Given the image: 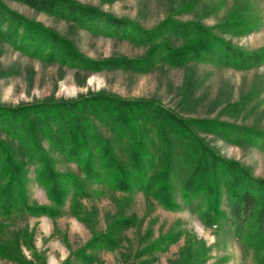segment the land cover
I'll return each mask as SVG.
<instances>
[{"label": "trees", "instance_id": "obj_1", "mask_svg": "<svg viewBox=\"0 0 264 264\" xmlns=\"http://www.w3.org/2000/svg\"><path fill=\"white\" fill-rule=\"evenodd\" d=\"M6 1L0 0V40L31 58L75 69L77 75L79 71L116 68L143 72L156 65L154 58L158 63L179 66L192 51L194 60L235 69L264 64V48L253 51L235 47L196 23L166 20L158 27L145 29L133 20L76 0H12L94 35L127 39L148 47L147 52L150 49L149 55L140 58L93 59L83 54L72 39L10 9ZM259 21L253 18L233 26L237 33L244 35L259 28ZM167 22H170L168 26ZM169 35L184 43L176 48L158 46ZM158 40L162 43H155ZM197 40L196 46L192 44ZM153 104L145 98L128 99L107 91L88 92L71 99L50 96L13 106L0 103V231L8 227L6 223L15 215L55 219L64 213L63 208L69 201V213L89 228L91 236L86 243L70 250L61 264H93L99 261V252L119 249L123 230L134 224L130 217H119L103 231L93 228L91 211L81 198L89 197L86 185H107L125 193L141 191L146 197L151 195L166 210L177 211L182 205L188 206L198 212L206 225L230 231L244 252L251 251L255 264H264V178L253 177L236 161L214 155L196 139L191 126L201 127L204 121L179 119ZM138 121L156 122L154 139L148 132L138 137ZM205 123L207 128L201 130L228 142L253 145L264 151L263 130L220 121ZM102 127L109 130L110 138L103 135ZM169 138L186 142V146L190 141V153L195 151L191 163L186 156L180 157V163L190 167L189 171H176L184 175L178 190L182 205L173 198V174L168 167L171 161L168 159L156 171L162 157L155 140L165 143ZM43 140L66 161L75 163L83 176L58 171ZM130 142L136 143L129 148L128 164H123L115 155L114 144L128 153L125 147ZM28 163L36 166V181L44 188L49 204L30 201ZM223 197H226L225 211L221 207ZM167 238L168 243L177 239L173 233ZM63 239L67 244L65 235ZM24 242L30 246L28 240ZM157 246H160L159 239L151 244L155 250L160 249ZM0 257L17 264H35L21 254L15 243L7 240L0 242Z\"/></svg>", "mask_w": 264, "mask_h": 264}, {"label": "rangeland", "instance_id": "obj_2", "mask_svg": "<svg viewBox=\"0 0 264 264\" xmlns=\"http://www.w3.org/2000/svg\"><path fill=\"white\" fill-rule=\"evenodd\" d=\"M76 1L98 7L116 17L133 20L145 29L158 27L166 20L191 22L235 47L253 51L264 48V0ZM6 5L28 18L55 28L72 39L83 54L93 59L113 56L140 58L150 53V49L147 52L148 47L144 45L127 39L94 35L65 20L37 13L16 1L8 0ZM253 18L260 19L259 28L244 35L237 33L233 24ZM169 24L165 23L167 26ZM163 39H166L164 44L158 46L176 48L184 43L170 35ZM159 41L155 43H162ZM192 44L196 46L198 40ZM193 55L192 51V55L185 56L179 66L158 63L153 57L156 65L143 72L116 68L79 71L77 75L75 69L62 67L58 62L46 63L31 58L0 40V103L13 106L50 96L71 99L96 91L112 92L128 99L145 98L179 119L204 121L201 127L197 124L191 126L196 139L214 155L236 161L248 169L253 177L264 178L263 150L253 145L234 144L201 130L207 128L205 121H220L264 131V64L235 69L194 60ZM154 125L156 127V122L138 121V137L147 132L153 135ZM100 130L104 136L111 137L107 128ZM135 143L130 142L125 147L128 153L114 144L115 155L123 164H128L129 148ZM155 143H159L156 146L162 157L161 163H156V171L165 166L168 159L171 161L168 167L173 174V198L182 205L178 190L184 175L176 174V171H189L190 167L180 163V157L181 154L186 156L191 163L195 151L190 153V141L187 146L186 142L178 143L173 138L165 143L156 139ZM42 144L54 158L58 171L83 176L75 163H69L61 154L51 150L46 140ZM147 154L151 153L148 151ZM36 169L35 165L27 164L29 199L49 204L44 188L36 181ZM85 191H88L89 197H83L81 201L91 211L96 231L105 230L119 217L134 220V224L123 230L121 247L99 252V261L97 259L93 264H255L251 251L244 252L230 231L206 225L198 212L188 206L182 205L177 211L166 210L151 195L146 197L141 191L125 193L107 185H86ZM225 202L226 197H223L221 207L224 211ZM68 203L63 208L64 213L55 219L48 216H13L6 223L8 227L0 231V242L7 240L15 243L21 254L35 264H61L70 250L83 245L91 236L89 228L69 213ZM172 233L176 234L177 239L168 243L167 236ZM63 235L67 238V244ZM24 239L31 247L26 245ZM158 239L160 246L157 247L160 249L155 250L151 244ZM0 264L17 263L0 257Z\"/></svg>", "mask_w": 264, "mask_h": 264}]
</instances>
